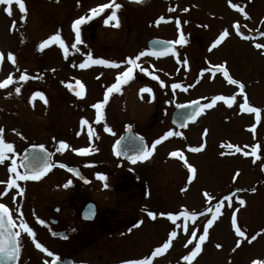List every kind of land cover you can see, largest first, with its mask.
<instances>
[{
  "label": "rangeland",
  "instance_id": "rangeland-1",
  "mask_svg": "<svg viewBox=\"0 0 264 264\" xmlns=\"http://www.w3.org/2000/svg\"><path fill=\"white\" fill-rule=\"evenodd\" d=\"M53 1L55 2L51 3L50 0H41V2L39 0H30V3L33 4V11L29 16L30 22L27 26V31L23 29V20L20 16L16 17V14L13 13L11 16L7 15L4 11L5 6L0 5V49L5 55V64L2 67L0 65V82L7 79L9 75L13 77L12 84H9L7 88L0 89V121L14 122L15 126L21 127L22 121L25 120L28 125L27 127L23 125L21 132L27 135V142L29 143L35 139L45 141V138L50 134V131L44 128V125L51 121L49 118L50 107L60 105L58 109L55 108L51 111L54 113L59 112L60 115V141H65L69 148L57 152L66 157L70 153H77L73 149L87 145L89 140L88 129L81 127V123L78 121L80 118L88 119L89 111H87L88 113L85 112L86 105L101 102L114 77L108 75L111 74V71L105 70L106 68H103V70L97 68V71L92 74L90 70H87V67L81 69L79 65L87 60L88 57V53L82 51L77 50L74 58L67 59L65 56L67 61L63 62L62 58L58 57L57 52L52 49L59 47V45L51 43L48 46L50 48L49 51L46 49L41 55L34 57L42 65L37 70L36 80L30 79L26 85H21L19 77L21 73L24 75V69L27 68L24 66L22 59V49L25 48V51H27L30 44L36 41L37 38V41H39L42 36H45V40L51 35L58 33L69 49L67 55L71 54L70 48L73 45V41L69 37L68 29L59 31L57 27L58 23H61L62 26L67 28L68 17L66 16L71 15L68 11L69 8L64 3L60 6L61 2H58V0ZM177 4L178 2H174V6H172L167 3L159 4L156 2L151 8L153 18L156 16L157 10H162V12H158L164 14L170 8H176L177 10L183 8L182 4ZM231 4H238L244 7L250 19L232 8ZM231 4L229 0H188L189 10L182 12V16L196 24L204 21L206 26L213 27L211 28L213 32H222L224 29L229 31V36L216 47V53L209 51V48L206 47L203 51L204 57L212 60L217 56H221V58H225L233 64L232 71L237 78L251 79L253 86L248 85V88L251 90L254 107H259L261 111L263 110V113L260 114L263 115L260 116V118L263 117V123L259 124V121H256L254 113H247L245 118L242 119L237 117L231 120L228 113L230 111L227 110V112L226 109L221 108L220 117L218 118L217 116L219 120L217 119L213 124L214 111L210 112L208 116L211 120H207L209 124L203 123L202 127L194 128L193 131H198L193 136L187 137L190 141H187L184 135H174L162 141L156 146V149L148 159L139 160L138 163L132 165H126V168L132 170L140 181H145L149 186L151 194L148 199H143L140 189L128 184L122 185L119 189L125 191L126 188H129V191L134 189V192L137 193H134L132 200L128 202L120 199L122 193L115 187V177H106V181L96 177L95 182L89 185L92 199L102 209L111 212L113 220L127 221L131 217L136 216L139 209L136 207L138 197L143 199L144 205L153 207V211L157 213L156 219H153V224L143 223L145 220H142V223L140 221L130 229L122 228L116 230L117 226L109 229L106 233L108 236L112 235L109 233H114V240H116L118 235H121L119 239L122 243H125L128 239L126 237L128 234L131 235L130 238L142 237L146 234L153 239L150 245L153 244L154 251L156 247L166 242L172 231L177 232V236L172 238V244L169 249L153 258V264H251L253 260H264V49L255 47L258 43L264 44V36L260 35V32L264 31V0H231ZM149 6L150 4L144 2L137 6L130 5L127 8L134 10L135 13L133 18H131L132 31L128 36L129 38L133 37L132 42L134 41L135 43L133 42V44L137 46L143 43L145 45L146 40L151 36L153 38L156 35L160 37L172 36L169 23L163 24L161 22L160 24H155L153 20V27H143L142 22L136 20L137 15H140L141 12L147 14L146 10ZM74 14L77 15L79 13ZM237 22L240 25V33L246 36L251 35V39L242 38L237 33H235L237 37L232 36L233 25ZM38 25L42 26L44 34L40 35L38 33L34 39L35 29L38 28ZM184 31L186 36H191L189 32L195 31V28L192 24H186ZM248 31L249 35L246 34ZM51 32L53 34H50ZM108 36L109 41L113 43L112 45L108 44V51L106 50L108 56L117 55V57H122L124 50L121 45L125 36H127V30L122 32V36H118L114 32H108ZM59 49L64 52L60 47ZM9 52L15 56V63L8 59ZM95 54L96 58L100 57L98 51L94 54L92 53V57H95ZM68 60L72 63H69ZM169 63V58L158 60L155 63L156 74L165 73L168 70L166 66ZM36 65L34 64L32 69H36ZM179 68L181 71L183 70V67ZM94 74L96 75L93 76ZM35 75L36 72L31 76L35 77ZM54 76L59 79V85L55 87L52 82ZM77 81L84 85V90L88 89V93L86 98L77 99L76 110L71 114L67 110L69 109L67 98H65V102L60 104L57 102V90H59L60 95L65 91L67 83H76ZM134 86L133 93L135 92V96L136 88L142 95L143 93L140 89L146 87L144 83L140 81L139 84ZM157 86L159 88L158 91H161V89L165 90L164 82L161 84L158 81ZM17 87L20 88L19 94L15 92L10 97V93L14 92ZM24 87L26 91H24ZM37 89L41 90L39 93H43L47 103H43L40 97L35 98L37 95H35L34 91ZM173 93L174 99L178 103L184 98L188 99L187 96L195 93V91L192 88H188L184 94L179 91ZM211 93L212 90L207 96L212 97L213 94ZM121 94L120 91H114L113 96H122ZM191 96L194 97L193 95ZM160 99L161 101L169 100L164 93L160 94ZM144 101L140 100V102H137L136 100L134 104L140 105V107L136 106L137 109L131 107L130 112L127 113L123 112L122 107H118L116 100L113 101L106 114L109 116L108 121L105 122L103 120V122L97 124V135L93 137L91 146L94 150L87 157L90 163L103 162L110 170H116L118 161L114 158L112 151L114 143L122 135L123 124L125 125L127 122L134 123L133 121H136L137 118L140 119L136 121L137 127H139V131L144 135L148 144L152 145L155 140L169 131L176 132L170 124V113H164L162 108L160 113H155L156 110L153 104H147ZM177 103L174 102V105ZM34 106L39 108L40 111L44 109V112L40 115L42 117H36L32 114ZM171 107H173L172 103ZM10 110L13 113L12 116H9ZM237 110L239 109L237 108ZM73 116L76 117V125H80L74 131L69 128V125L74 122ZM37 121L42 123L39 129L34 126ZM31 125L34 129L31 128ZM253 126L256 129L255 132L251 131ZM106 127L110 128L111 132L105 131ZM205 130H207L206 136L203 135ZM229 143L249 153H251L253 147L259 144L260 148L257 155L260 158L257 159L252 155L244 156L242 153H235V148L228 149L226 147ZM201 146L202 148L198 152L190 150L193 147ZM58 148L59 146H57ZM176 150L181 151L188 164H191L196 169L194 177L184 164V161L180 160L179 157H171L169 155L170 152ZM222 152L234 154L221 155ZM3 168H0V180L3 179L4 181L5 171ZM237 171L239 175L235 176L234 179ZM92 172V176L99 174L98 169ZM91 178L93 179V177ZM105 184H107V187H105ZM252 189H255V191H252ZM205 191L213 197L212 201H208L203 195ZM226 196H232L233 198L231 202H225L221 209V215L209 228L208 238L201 246L202 251L190 262L183 260V256L188 255L195 243L198 242V237L202 234V229L206 225L207 219L211 218V214L207 213L208 205L210 203L215 205L216 202ZM237 198L243 199L245 204L241 206ZM38 209L41 212V206L36 211ZM185 209L190 212H196L198 215L194 219L187 221L181 217L175 223L168 219V213L179 215ZM160 213H165V215L161 216ZM233 215L236 219V226H239L245 232V237H239L235 232V226L232 224ZM113 223L115 224L116 222L114 221ZM185 223H187V232L183 229ZM193 230H196L197 239L185 247L188 239L191 238ZM92 233L103 234L105 232L104 230H99ZM257 233H260V235L249 243L248 240ZM108 238L105 236L101 240ZM147 239L140 238L135 242L128 241L126 245L129 246V249L124 248L122 255L126 253L129 256H137L139 253L146 252L148 250ZM238 242L240 246L236 247ZM128 243L133 244L129 245ZM217 244L221 245V247L217 248ZM234 248L235 251H233ZM35 249L33 251L27 250L23 254L20 264H44L45 261H48L49 257L37 252ZM93 252V257L97 259L100 253L98 248H95ZM119 258L121 259L122 257Z\"/></svg>",
  "mask_w": 264,
  "mask_h": 264
},
{
  "label": "flooded vegetation",
  "instance_id": "flooded-vegetation-1",
  "mask_svg": "<svg viewBox=\"0 0 264 264\" xmlns=\"http://www.w3.org/2000/svg\"><path fill=\"white\" fill-rule=\"evenodd\" d=\"M41 2V0H39ZM51 3H54L55 1L50 0ZM58 2H61L60 6H62V3H64L69 9L70 16L68 17L67 28L65 26H62L61 23H58V30L62 29H68L69 31V37L72 39L73 44H76V47H71V54L67 55L66 58H74L75 52L82 51L85 53H95L98 51L100 53V57L94 59H106L110 61H114L120 65L119 68H113L108 67L104 65H93L89 64L87 67V70H90L91 74L97 71V68L103 70V68H106L105 70H110L111 74H108L110 77L113 76L112 79L113 83L116 82V77L118 73L123 72L126 70L129 65L126 64V60L128 58H134L137 56L141 51H144L146 53H150L152 50L150 48L149 42L153 39V36L148 38L145 42V45L140 44L137 46L136 44H133L132 39L133 37L129 38L128 34L132 31V26L130 25L131 18L134 16V10L127 9L128 6L133 5L137 6L142 3H135L134 0H115L116 3H119L122 5V7L117 11V16L119 19V27L114 26L115 21L109 22V24H105L104 20L107 18L108 15L111 14V11L113 9H105L103 13H100L96 16H91L90 9L97 7L98 5L109 3L110 0H58ZM144 2H147L150 4L148 9L146 10L147 14L144 12H141L140 15H137L136 20H140L142 22L143 27H153V20L155 21V24H160L161 22L163 24H170L171 25V35L169 37H160L159 35H156L154 38L163 39L168 42L175 41L179 39L180 33L183 32L184 36H186L185 28L186 24H192L195 28V31H190L189 34L191 36H186L184 44H177L174 45L172 48L168 50L166 54H162L159 56H152V55H145L140 58L137 63L140 65V68H135L133 70V78L126 84H121L120 86V92L122 93V96H113L114 92L109 94L108 102L104 106L103 112H104V121H108V117L106 114L108 113V108L113 104V101H117L118 107H122L123 112H130L131 107L137 109L140 105L134 104L137 100V102L140 100L146 102L147 104H153L156 112L160 113V109L162 108L164 113L169 114L170 113V124L171 127L176 130V132L182 133L184 135V138L187 141H190L187 137L193 136L196 131H193L194 128L202 127L203 123L209 124L207 120H211V118L208 116L210 112L214 111V121L220 117L219 114L221 113V108L226 109L230 115L231 120L235 119L237 117L239 118H245V115H247V112H241L239 109V104L242 103V97L238 95V87L235 85H230L227 83L226 79L223 77L221 73H215V72H209L206 69H212L213 65L221 64L226 62V66L229 69L230 75L234 79H238L241 82H245V91L248 96L249 104L251 106H254V101L252 100V96L250 93L249 86H253L251 79L249 78H237L232 71L233 64L226 60L225 58H221V56H217L215 59L209 60L204 57L203 51L208 47L211 48L212 44L215 41V39L218 38V35L221 33L219 31H211L213 27L206 26V24L203 22L196 24L191 22L190 20H186L185 17L182 16L183 9L189 8L188 7V0H144ZM143 2V3H144ZM167 3L172 6H174V2H178V4H182L183 8L180 10H177L176 8L174 11H165L163 13L157 10L156 16L153 18V11H151V8L155 3ZM26 8H27V14L26 19L23 20V29L27 31L28 24L30 22L29 16L30 13L33 11V4L30 3V0H25ZM73 4V5H72ZM177 4V5H178ZM15 7V8H14ZM159 7V6H158ZM176 7V6H175ZM171 9V8H170ZM173 9V8H172ZM159 11V12H158ZM173 12H176L173 14ZM12 13L16 14V17H21L22 14L19 10V7L17 4L13 3L12 5ZM74 13H79L75 15ZM176 14V15H175ZM81 16H88L91 17L90 19H86L85 23L80 25V35H81V41L82 43H77L75 40V30L72 27L73 22L81 17ZM163 16L165 19L163 21H160V17ZM184 20H183V19ZM147 20V21H146ZM18 21V20H17ZM159 21V23H157ZM179 21V23H177ZM17 24V23H16ZM36 32L34 35V39L36 37V34L43 33V29L41 25L37 26ZM131 29V30H130ZM175 29L177 30L175 32ZM127 30V36H125L123 43L121 47L123 48L124 52L122 53V57L115 56H108V44L112 45L113 43L109 41L108 32H114L117 33L118 36H122V32ZM218 32V33H217ZM193 33V34H192ZM199 33V35H198ZM50 34H53L51 32ZM247 35H249V31L246 32ZM236 36L235 31L233 30V35ZM48 37V36H47ZM40 38V37H39ZM45 36H42L39 41H34L30 44V46L27 48V51H25V48L22 49V59L24 61L25 73L28 77L27 80H21V85H26L27 81L32 79L36 80L37 78V70L39 69L41 63L38 62V59L34 58L35 56L41 55L46 49L49 51L50 48L46 47L44 50L39 49L40 43L44 40ZM138 40V38H137ZM135 43V42H134ZM168 47V44H166ZM136 46V47H135ZM134 47V49H133ZM58 48V49H56ZM57 52L58 57L62 58L63 62H66L65 54L64 52H61L59 47L52 48ZM4 50V49H2ZM107 50V51H106ZM211 51H214L216 53V48L212 49ZM175 52V55L173 54ZM0 53H4L0 49ZM56 57V59H58ZM170 59V63L166 66L168 67V70L163 74H156L157 69L155 66V63H157L158 60L162 59ZM187 60V64L183 63L184 60ZM5 55L2 61H0L1 67L5 64ZM55 62H57L55 60ZM69 63H72L68 60ZM34 64L36 65V69H32V66ZM29 67V68H28ZM179 67H183V70L181 71ZM141 69H145V71H141ZM23 70V71H24ZM36 72L35 77H32L31 75ZM103 72V71H102ZM22 75V73H21ZM94 74L93 76H95ZM57 76L53 77V83L54 87L59 85V79L56 78ZM154 77H159V79H155ZM140 81L144 83L146 86L145 88L151 89L150 92H143L141 95L140 92H138L136 88V96L134 91V85L139 84ZM164 82L165 90L161 89V91H158L157 82ZM181 85L179 88H172V85L175 84ZM247 83V84H246ZM70 84H75V82H69L65 85V91L59 95V90H57V96L56 100L60 104L61 102H65V98H67V101L69 103V112L74 113L76 110V102L78 98H86L88 89L84 90L83 96L78 97L77 95L71 94L69 90ZM111 84V85H112ZM138 87V86H137ZM188 88L194 89L195 93H191L194 97L187 96L188 99L184 98L183 100H180L178 103L174 99V93L176 91H179L181 93H186ZM186 89V90H185ZM210 90H212V97L215 95H237L236 103L232 105V107H228L224 102L218 101L217 104L212 107L211 109H205L199 116L195 118V122H190V119H187L186 128L185 129H178L175 127L172 122V114L176 107L191 103L193 101H199L200 105H203L204 103L208 102V100H205V97L209 95ZM24 91H26L24 87ZM41 90L37 89L34 92L39 93ZM207 92V93H206ZM15 93L11 92L10 97H12ZM169 98V100H162L160 99V94H163ZM9 97V98H10ZM39 96H35L37 98ZM192 97V98H191ZM147 100H146V99ZM42 100V99H41ZM44 103V100H42ZM174 102L177 103L174 105ZM171 103L172 106L171 107ZM132 104V105H131ZM92 104L86 105L85 112L88 113L89 111V117L84 118L89 121V124L91 125L95 135H93L91 138L89 137L88 143L85 147L92 148V141L93 137L97 135L96 128H97V122L95 120L96 117V110L91 107ZM60 105H54V107H50L49 110V118L51 121L48 122V124L44 125V128L48 129L50 131V134L47 138H45V141H41L38 139H35L31 142H27V135L21 132L23 130V125H28L27 121H22V126L17 127L15 126L14 122H2L0 121V127L4 129V139L8 143H12L14 146V151L7 153V159L4 163H0V168L4 169L5 171V178L0 181H3L5 183H0V193H7L6 195L0 194V203L5 204L9 209L10 213L13 217L14 223L17 225L16 227L12 228L13 232H20L21 235L17 238L19 245H20V253L18 256V259L15 261L14 264H20L21 258L24 253L27 252V250L33 251L35 247V241L27 234L23 233L22 230L18 227L21 220L28 223V225L33 229V231L36 234V241L41 242L45 247L48 248L49 251L53 253L52 256H48L47 253H44L40 249H35L37 252L49 257L48 264H51L53 260H57L56 258L59 257L58 260L63 261L64 259H68V262L70 264H126L129 260L134 259H145V258H151V253L153 251V244L150 245V242L153 241L149 235L144 234L142 237L136 236L134 238H130L131 235H126L128 238L125 243H122L119 239L118 235L116 237V240H114V233H109L112 235H107V231L109 229H113L117 226L116 230L127 228L130 229L133 226L137 225L140 221L145 220L143 223L147 222V224L152 223L153 219L147 215V211H153V207H147L143 203V199H148L151 191L149 186L145 181H140L138 177L135 175V173L130 170L129 168H126V165H132L135 163H132V160H123L121 161L120 158L117 157V155L114 153V147H113V154L114 158L118 161L117 162V169L112 171L107 167V165L103 162H94L93 164L90 163L89 160H87L88 155L92 153V151L87 155H80L78 153H70V155L64 157L63 155L59 154L57 152V146H59L60 142V133L59 130L61 127V123L59 121L60 115L59 112H53L51 110H54L55 108H59ZM137 106V107H136ZM237 108L239 110H237ZM161 109V110H162ZM168 109V110H167ZM139 110V109H138ZM51 111V112H50ZM42 112H44V109H40L34 106V109L32 111V114L36 117H39ZM263 113V110L261 111ZM12 112L10 110L9 116H12ZM218 116V118H217ZM263 116V115H260ZM42 117V116H40ZM1 120V118H0ZM11 120V118H10ZM73 124L69 125V128L71 130L77 129L80 125H76V117L73 116ZM82 118L78 121L81 123ZM101 120L99 123L103 122ZM140 119L137 118L136 121H139ZM219 120V119H218ZM12 121V120H11ZM136 121H133L134 123H125L123 124V132L124 134L125 127L127 125L133 126L134 132L138 134L139 136L143 137L145 140L146 138L144 135L139 131V127H137ZM263 123V117L260 118L259 124ZM41 122H35L34 126L39 129L41 127ZM32 126V125H31ZM260 126V125H258ZM81 127H85V129H88V125H82ZM34 129V127H31ZM120 131V130H119ZM190 133V134H188ZM188 134V135H187ZM121 135V136H122ZM121 136L118 137V139L115 141L114 146L116 142L121 138ZM63 138V137H62ZM67 139V138H66ZM69 139V138H68ZM192 140V138H191ZM147 141V140H146ZM148 143V141H147ZM39 145H43L44 149L48 153H52V156L49 159V162L53 164V167L46 172L39 180H27V181H17L18 184L24 189L22 195H18V189H7L6 182L8 179L13 178L14 174H12L9 171V168L11 166V161L14 159L18 166V171L23 174L25 171H29L30 169L26 167L28 164L24 165L22 163L25 151L29 147H39ZM149 146L151 144H148ZM49 146V147H47ZM52 146V147H51ZM75 152V151H74ZM77 156V157H76ZM47 158L46 155H42V160H39V168L41 164L43 163V160ZM77 158V159H76ZM139 160L136 162L138 163ZM67 165V167H60V165ZM68 167L76 168L78 172L81 174V177H77L73 174V172L68 171ZM99 170V174H102L106 177H115V187L116 189L122 193L121 198L124 201L128 202L132 200L133 194L137 193L134 192V189L128 190L129 188H126L125 190L119 189L122 185L128 184L133 185L137 189H140L143 199L138 197V201L136 202V207L139 208L136 216L131 217L127 221H118L113 220V216H111V212H107L104 209H102L95 200L92 199L89 185L92 182H95L96 177L98 175L92 176L93 170ZM93 177V179L91 178ZM71 180L72 183L65 187L67 182ZM88 181V183H86ZM131 192V195H130ZM88 204H94L95 205V216L93 219L89 220L83 217L86 205ZM41 206V212L38 211L37 208ZM19 210V211H18ZM22 213V216H21ZM142 217H141V215ZM110 214V215H109ZM129 218V217H128ZM143 218V219H142ZM38 219H42L45 221L44 224H40L38 222ZM125 220V219H124ZM116 222L115 224L113 222ZM114 226V227H113ZM104 230L105 233L101 234H93V231H99ZM55 233V235H53ZM5 235H7V229H5ZM109 237L106 240H101L103 237ZM147 236V237H146ZM56 238V239H55ZM144 238L148 240V250L146 252L139 253L137 256H129L126 253H123L122 250L129 249V246L126 245L128 241L135 242L136 240ZM146 240V241H147ZM120 241V242H118ZM124 241V240H123ZM129 244V243H128ZM133 244V243H132ZM129 244V245H132ZM151 246V247H150ZM95 248H98L99 254L98 258L95 259L93 257L94 253L93 251ZM93 257V258H92ZM119 257H122L121 259ZM9 261H6L7 264H9ZM151 264H153V258H151Z\"/></svg>",
  "mask_w": 264,
  "mask_h": 264
},
{
  "label": "snow or ice",
  "instance_id": "snow-or-ice-1",
  "mask_svg": "<svg viewBox=\"0 0 264 264\" xmlns=\"http://www.w3.org/2000/svg\"><path fill=\"white\" fill-rule=\"evenodd\" d=\"M134 2L135 3H143L144 0H134ZM13 3L18 5L19 10L22 14L21 18L26 19L27 8H26L25 0H0V5L5 6L4 11L9 16L12 15ZM229 3L231 4V0H229ZM121 7H122V5L119 3H116L115 0H110L109 3L101 4V5H98L97 7L91 8L90 13H91V16H96L100 13H103L105 11V9L111 8L113 10L111 11V14L108 15L107 18L104 20V23L107 25V24H109V22L115 21L114 26L119 27V19H118L116 10H119ZM231 7L236 9L238 12L243 13L246 17H248V13L245 12L244 7H241L238 4H231ZM188 10H189L188 8L183 9V11H185V12H187ZM169 11H174V9H169ZM90 18L91 17H88V16H81L73 22L72 27L75 30V40L77 43H82L81 35H80V25L85 23L86 19H90ZM248 18L250 19V17H248ZM164 19L165 18L163 16L160 17V21H163ZM157 23H159V21H157ZM177 23H179V21H177ZM233 27L235 28L237 34L243 36V34L240 33V25L238 22L235 23L233 25ZM260 35L264 36V31L260 32ZM228 36H229V31L227 29H224L219 34L218 38L215 39V41L212 43L209 51H211L212 49H214L218 45H220L221 42L224 41L225 38H227ZM243 38L251 39L250 37H243ZM51 43H57L59 45V47L61 49H63L65 56H67L69 49L65 45L64 40L61 38V36L58 33L53 34L48 39L43 40L39 45V49L42 51L46 47L50 46ZM156 43L161 44L163 42L157 41ZM167 43H168V47H164L159 51H157L155 49H153L150 53H146L144 51H141L134 58H128L126 60V64L129 65V67H127L126 70H124L123 72L118 73V75L116 77V82L107 88V90L104 94L103 100L101 102H97V103H94L91 105V107L96 110L95 120L97 123H99L101 120L104 119L103 109H104V106L108 102L109 94L114 92V91L119 92L121 84H126L133 78V70L135 68H140V65L137 63V61H139L140 58L145 56V55L159 56L162 54H166L168 52L169 48H172L174 45L186 43L185 36H184L183 32L180 33L179 39H177L175 41H170ZM71 47L75 48L76 44H73ZM255 47L257 49H264V44L258 43L255 45ZM173 54L175 55V52H173ZM3 58H4V54L0 53V61H2ZM8 59L10 61H12L13 63H15V56L11 52L8 53ZM183 63L187 64V60L185 59L183 61ZM89 64L104 65V66L113 67V68H119L120 67V65L114 61H110V60H106V59H102V58L94 59L92 57L91 53H88L87 60H85L83 63H81L79 65V67L81 69H83L85 67H88ZM206 70L209 72L221 73L223 75V77L226 79L228 84L237 86L238 87V95H240L242 97V101H243L242 103L239 104L240 111L241 112H247V113H254L256 121L260 120L261 109L259 107H254V106H251L249 104L248 96H247V93L245 91V84L238 79H234L230 75L229 69L226 66V62L213 65L212 69H206ZM141 71H145V69H141ZM154 78L159 79V77H154ZM19 79L20 80H27L28 77L26 75H21L19 77ZM12 83H13V77L11 75H9L7 77V79L0 82V89L7 88L9 86V84H12ZM76 83L80 89V91L76 92V95L78 97H82L83 93H84V85L81 84L79 81H77ZM161 84H163V81H161ZM179 87H181V85H179V84H173L172 85L173 89L179 88ZM140 91L142 93L143 92H150L151 89L142 88V89H140ZM15 92L17 94H19L20 88L19 87L15 88ZM35 95L39 96L42 100H44L45 103H47V100L45 99L43 93H36ZM205 99H207L208 102L204 103L203 105H200L199 101H193L192 102L193 105H196V107H195L194 112L192 113L191 116L188 117V119L194 120L205 109H211L212 107H214L218 101H222L228 107H232V105L234 103H236L237 95H222V94H220V95H215L211 98H205ZM81 124L82 125H88L87 135L90 138L93 135H95V133H94V131H93V129H92V127L89 124V121L87 119H82ZM129 128H131V126H129ZM255 130L256 129L253 126L251 128V131L255 132ZM105 131L111 132V129L106 127ZM174 135L175 136H181L182 133L173 132V131L167 132L165 135H163L159 139L155 140V142L152 143L150 148L144 147L135 156L130 157V159L132 160V163H136L138 160L143 161V160L148 159L152 155L154 150L156 149L157 145H159L162 141H164V140H166L169 137L174 136ZM203 135H205V136L207 135V130L204 131ZM139 139L143 140L142 137H140ZM117 145H119V141L117 142ZM226 147L228 149L235 148V153H242L244 156L252 155V156H255L257 159L260 158L257 155L258 150L260 148L259 144H257L255 147L252 148L251 153H249L248 151H243L240 147L234 146L230 143L228 145H226ZM39 148L45 152V155L47 157L43 160V163L41 164V166L39 168L31 166V165H27L26 167H28L30 169V172L25 171L23 174H21L18 171V166H17L16 161L14 159L11 161V166L9 168V171L12 174H14V176H13V178L8 179V181L6 182L7 189H9V190H11L13 188L18 189L19 191L17 194L22 195L24 189L20 186V184L17 183V181L39 180L42 178V176L44 174H46V172H48L53 167V164L50 163L49 159H48L52 156V153H47V151L44 149L43 145H39ZM68 148H69V145L65 141H60L59 142V148L57 149V151H64ZM201 148H202V146L201 147H193L190 150L193 152H198L201 150ZM93 150L94 149L87 148V147L73 149V151L77 152L80 155H87ZM13 151H14L13 144L5 141L4 129L2 127H0V163H4L5 160L8 158L6 154L9 152H13ZM116 154L119 156L122 153L120 151H117ZM225 154H234V153H223V152L221 153V155H225ZM169 155L171 157H179L180 160L184 161V164L187 166L188 170L193 174V177H194V175L196 173V169L191 164H188L187 160L185 159V157L181 151H179V150L172 151L169 153ZM60 167H67V165L61 164ZM68 171L74 172L75 174L79 175V172L77 169L68 167ZM97 175H98V179H100L102 181H106V176H104L102 174H97ZM238 175H239V172L237 171L234 175V179H235V176H238ZM0 183H5V182L0 181ZM71 183H72V181L69 180L67 182V184L65 185V187H67ZM105 187H107V184H105ZM252 191H255V189H252ZM0 194L6 195L7 193L5 192V193H0ZM203 195L208 199V201H212L213 197L208 192L205 191L203 193ZM232 198H233L232 196H226L224 199L216 202L215 205H212L211 203L208 205L207 213L211 214V218L207 219L206 225L202 229V234L199 235V237H198V242L195 243L194 247L189 251L188 255L183 256V260L190 262L202 251L201 246L203 245V243L208 238L209 228L212 227L214 221L218 218V216L221 215V209L224 206L225 202L226 201L231 202ZM237 199H238V202L241 206H243L245 204V201L243 199H239V198H237ZM236 211H238V209H236ZM147 215L149 217H151L152 219H156L157 213L149 210V211H147ZM160 215L163 216V215H165V213H160ZM197 215L198 214L196 212H190L188 209H185L183 212H180L179 215H174L172 213H168L167 217L169 220H171V221H173V223H175V221L180 219L181 217H183V219L185 221H187L189 219H194ZM21 216H22V213H21ZM38 222L40 224L45 223V221L42 219H38ZM141 223H142V221H141ZM232 224L235 226V232L238 234V236L239 237H245V235H246L245 232L242 231L239 226H236V219H235L234 215L232 217ZM16 226L17 225L14 223L13 217L10 213V209L5 204L0 203V264H4L5 259H7V260H17L18 259V256H19L21 249H20V245H19L18 240H16L15 238L19 237L21 235V233L12 231V228H14ZM18 227L22 230L23 233L29 235L35 241V247L37 249H40L44 253H47L48 256L53 255V253L51 251H49L48 248L45 247L41 242L36 241V234L33 231V229L28 225V223L21 220ZM5 229H7V235H5ZM183 229L185 232H187V230H188L187 223H185L183 225ZM53 235H55V233H53ZM258 235H260V233L253 235L248 240V242L251 243V241L255 240ZM176 236H177V232L172 231L170 234V237L166 240V242H163L161 246L156 247L154 249V251H152L151 258H155L156 256H158V255L164 253L166 250H168L172 244V238H174ZM195 239H197V234H196V230H193V232L191 233V238L188 239L185 247H187L188 244H192L193 240H195ZM239 246H240V244L238 242L236 247H239ZM216 247L220 248L221 245L217 244ZM233 251H235V248L233 249ZM151 258L129 260L126 262V264H151ZM56 259L58 260L59 257H57ZM44 264H48V261H45ZM52 264H56V262L53 261ZM251 264H264V260H253L251 262Z\"/></svg>",
  "mask_w": 264,
  "mask_h": 264
},
{
  "label": "water",
  "instance_id": "water-1",
  "mask_svg": "<svg viewBox=\"0 0 264 264\" xmlns=\"http://www.w3.org/2000/svg\"><path fill=\"white\" fill-rule=\"evenodd\" d=\"M157 41H160L163 43L157 44L156 43ZM166 44H168L167 41L156 39V38L152 39L149 42L150 48L152 50L155 49L157 51L161 50L164 47H167ZM69 89L72 94H76V92L78 91V86L70 85ZM195 107L196 105H193V103L191 104L189 103V104H185V105L177 107L172 115V123L178 126L179 128L186 127L187 118L192 115V113L195 110ZM129 126L131 125H127L125 127L124 134L118 140L119 145H117V143L115 144V149H114L115 154L117 153V151H120L122 153L119 156L116 154L117 157L120 158L121 161L131 160L130 157L135 156L144 147H148L144 139L143 140L139 139L140 136L134 132L133 126H131V128H129ZM44 154L45 152L42 151L39 147H29L25 151V156H24L22 163L24 165L28 164V165L37 167L39 166V160H42V155ZM73 174L77 177H81L80 173L79 175H77L73 172ZM86 183H88V181H86ZM83 212H84V215H83L84 218L89 219V220L93 219L95 216V205L94 204L86 205ZM6 261L8 260L5 259L4 264H7ZM15 261L16 260H10L9 264H14ZM54 261L56 262V264H70L68 262V259H64L63 261L61 260H54Z\"/></svg>",
  "mask_w": 264,
  "mask_h": 264
}]
</instances>
